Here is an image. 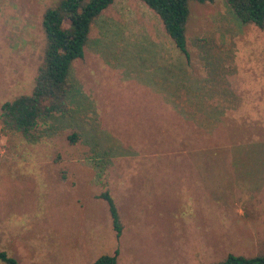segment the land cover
<instances>
[{"label":"rangeland","instance_id":"obj_1","mask_svg":"<svg viewBox=\"0 0 264 264\" xmlns=\"http://www.w3.org/2000/svg\"><path fill=\"white\" fill-rule=\"evenodd\" d=\"M57 1L0 0V106L32 91ZM189 10L194 67L153 11L115 0L71 65L68 111L29 137L0 124V249L19 264H92L117 248V264L264 252V30L226 0Z\"/></svg>","mask_w":264,"mask_h":264},{"label":"trees","instance_id":"obj_2","mask_svg":"<svg viewBox=\"0 0 264 264\" xmlns=\"http://www.w3.org/2000/svg\"><path fill=\"white\" fill-rule=\"evenodd\" d=\"M115 0H58L42 14L44 48L29 94H21L0 106V124L4 132H19L29 137L41 118L64 115L68 111L69 74L72 63L85 54L89 33L96 18ZM158 16L163 30L173 42L185 64L193 66L187 37L191 0H139ZM200 3L214 0H194ZM234 16L243 24L264 30V0H226ZM76 133H74L75 135ZM75 136L72 137L74 140ZM108 205L112 228L119 238L123 224L115 202L108 191L98 195ZM118 248L113 254H102L92 264H117ZM0 261H19L0 249ZM208 264H264V252L253 257L228 253L219 261Z\"/></svg>","mask_w":264,"mask_h":264},{"label":"crops","instance_id":"obj_3","mask_svg":"<svg viewBox=\"0 0 264 264\" xmlns=\"http://www.w3.org/2000/svg\"><path fill=\"white\" fill-rule=\"evenodd\" d=\"M178 53H179V51H178ZM164 71V69L163 68H161V72H163ZM165 72V71H164ZM177 73H178V71H177ZM171 75L173 76L174 75V73L173 72H171ZM164 75L162 74V77H163ZM150 83V82H149ZM189 116H191V117H196L197 115L195 114V113H189ZM206 157H203V158H199V157H194V158H188V159H190V160H193L192 162H191V164H194V165H199L200 164V160H205L206 161V159H205ZM188 159H180V160H188ZM151 163H152V161L151 160H148L147 161V163H146V165H151ZM209 198V200H210V196L208 197ZM210 205V202L209 203H207V206H209ZM203 206H206V203H204L203 204Z\"/></svg>","mask_w":264,"mask_h":264},{"label":"built area","instance_id":"obj_4","mask_svg":"<svg viewBox=\"0 0 264 264\" xmlns=\"http://www.w3.org/2000/svg\"><path fill=\"white\" fill-rule=\"evenodd\" d=\"M0 135H1V133H0ZM4 151H5V149H4V147H3L2 143H1V139H0V155L3 154Z\"/></svg>","mask_w":264,"mask_h":264}]
</instances>
